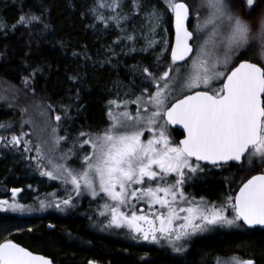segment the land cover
I'll return each instance as SVG.
<instances>
[{"label": "snow or ice", "instance_id": "1", "mask_svg": "<svg viewBox=\"0 0 264 264\" xmlns=\"http://www.w3.org/2000/svg\"><path fill=\"white\" fill-rule=\"evenodd\" d=\"M163 2L165 11L171 13L175 32L167 64L154 72L147 67L141 69L145 87L135 99L117 97L108 101L109 121L105 128L95 134L81 132L80 137L86 138L74 142L58 159L46 156L39 146L36 156L27 159L30 165L35 163L40 176L59 181L63 188V196L47 204L40 201L41 209L54 207L67 212L78 208L80 199L87 195L90 204L96 203L89 219L103 218L105 229H127L133 240L183 256L195 238L207 233L264 227V0H243L242 4L236 0H200L195 8L185 0ZM121 7L122 0H94L88 12L96 23L108 27L112 21L124 31L121 25L131 17L121 16L117 12ZM132 7L136 14L144 9L139 0H132ZM236 7L244 9L247 19L234 11ZM102 9L113 15L105 16ZM45 11L43 7L39 14L31 9L22 11L11 30L22 27L32 35L31 29L37 25L48 29L43 19ZM193 15L196 24L190 29ZM163 18L164 13L155 7L147 12L153 34ZM90 27L94 28L95 23ZM0 31L5 35L9 31L3 21ZM124 39L135 43L136 37L126 33ZM156 43L149 39L148 47ZM163 43L161 54L169 52L167 40ZM254 45L261 49L262 62L245 58ZM24 55L29 58L28 52ZM42 71L33 67L23 77L24 88L35 93L34 81ZM79 78L68 77L73 82ZM130 104L136 105L134 114L128 110ZM55 119L60 121L61 116ZM176 125L183 129V139L179 141L171 138V127ZM4 127L0 124V128ZM145 131L149 133L147 139H143ZM60 140L67 137H57V142ZM0 143L5 147L23 144V153L32 151L28 147L31 142L21 136L12 135L10 140L0 136ZM77 144L80 150L88 145L91 151L80 158L74 152ZM74 154L79 167L68 164ZM201 162L213 167L246 162L250 167L259 166L261 171L242 181L234 195L228 194L217 203L204 197L197 200L185 191L189 181L210 171ZM20 191L12 189V196ZM50 195L56 197L57 193ZM9 210L22 212L24 206L0 201V211ZM0 264L52 261L5 240L0 243ZM216 264L255 261L232 255L217 257Z\"/></svg>", "mask_w": 264, "mask_h": 264}, {"label": "trees", "instance_id": "2", "mask_svg": "<svg viewBox=\"0 0 264 264\" xmlns=\"http://www.w3.org/2000/svg\"><path fill=\"white\" fill-rule=\"evenodd\" d=\"M155 2L165 15L164 27L170 32V15L160 0H139L144 6L139 14L135 13L132 0H122L118 13L131 17L122 23L124 31L115 22L109 21V26L105 27L93 20L88 9L94 0H0V21L9 26L7 35L0 31V52L4 53L0 56V82L3 87L15 91L10 101L3 103L1 96L0 124L6 127L0 128V136L10 140L12 135H17L29 141L28 137L35 136L32 130L39 133L38 130L44 128L40 132L59 144L60 150L64 141L57 142V137H67L65 142L73 145L82 139L81 132L95 134L106 127L108 101L117 97L132 100L145 87L141 69L147 67L154 72L159 66L158 58L162 65L169 60V56L158 57L146 49L141 51L144 49L141 47L132 51L134 43L124 39L126 33L135 34L142 27V13ZM185 2L194 7L193 0ZM236 2L242 4L243 0ZM41 7L46 9L43 19L49 25L48 29L37 25L31 29L32 35L22 27L11 30L22 11L31 9L39 14ZM101 11L105 16L113 15L108 9ZM234 11L247 19L242 7H236ZM135 20L140 21L136 26ZM93 23L94 28L90 27ZM120 40L123 42H118ZM25 52L29 53L28 59H25ZM256 57L247 52L245 58L259 63ZM109 60L110 63H106ZM33 67L43 69L34 81L35 93L25 89L22 83ZM73 75H78L79 80L68 79ZM126 92L129 93L127 97L124 96ZM128 110L133 114L136 111L133 108ZM57 115L61 116L60 121H56ZM35 144L28 145L32 151L23 153V144L5 147L0 143V201H9L14 188L21 189L16 198L25 196V201H31V197H39L55 186L54 182L40 180L35 167L29 164L27 157L36 156ZM205 167L210 171L189 181L187 187L197 199L204 197L212 202L225 197L227 185L233 192L251 174L261 171L257 166L244 174L242 165L232 163L223 167ZM89 217L83 206L62 215L50 213L42 217H19L0 211V237L15 226V232L1 241L11 240L32 252L48 256L54 264H89V261L95 264H201L209 263L214 255L216 258L237 255L253 259L255 264H264V230L258 228L232 229L230 233L223 231L198 237L186 254L175 256L168 250L131 244L130 239L121 233L107 234L109 230L103 228L101 220ZM48 223L53 227H48ZM98 223L102 225L103 234L97 233Z\"/></svg>", "mask_w": 264, "mask_h": 264}, {"label": "rangeland", "instance_id": "3", "mask_svg": "<svg viewBox=\"0 0 264 264\" xmlns=\"http://www.w3.org/2000/svg\"><path fill=\"white\" fill-rule=\"evenodd\" d=\"M193 2H194L193 3L194 4L193 8H195L199 4L200 0H193ZM160 3L163 5V7H165V4H164L163 0H160ZM153 7H155L156 9H158L160 11V5L158 3L156 4V2H155V3H150L148 5L145 13H142V18H141L142 19V22H141L142 23L141 24L142 27H140L139 30H136L137 32H135L136 40H135L134 46H135V49H138V47H141V48L146 49L149 52L155 53V54H157L158 57L168 56L169 52H164L163 54H161V49L164 47V43L163 42L165 40H167V42L169 43L168 31H164L166 29V27H164V25L166 24V20H164V18H163V20L160 23V26L158 28H156L155 34H153L150 31V29H149V24H148V21L146 19V14ZM105 10H107V9H105ZM120 10H121V8L118 9L117 12L120 11ZM201 15L203 16V15H205V13L202 11ZM139 20H135L134 21V26H136L137 24L140 23ZM195 24H196V18H195V15H194V18L192 20L191 26H194ZM146 37L148 39H145ZM149 39L150 40H154V41L157 42L155 47H148ZM247 52H249L253 56H257L255 59H258L259 62H262L261 61V49H260L259 45H254V46L250 47L247 50ZM157 64L160 66V65L163 64V62H161V60H157ZM0 93H2V101L4 103L6 101H10V99H11L10 96H13L15 91L8 90L7 87H3V83L0 82ZM138 95H140V93ZM133 99H135V97ZM1 103L2 102L0 101V105H1ZM131 108L136 110V105L135 104H130L129 105V109H131ZM133 112H135V111H133ZM106 114H107V111H106ZM106 118L109 121L108 116H106ZM43 129L44 128L39 129L38 130L39 133H37V131L35 129L32 130V132L34 133L35 136H33L31 138L28 137V139H29V141H31V143L29 145H33V143L35 142L36 143L35 146L36 147L39 146L46 156H50L54 160L58 159L62 154L67 153L69 148L72 147L70 142H68V144H67V142H65V140H63L64 142H63V144H61L60 150H58L59 144L56 145L53 140H51L50 138H47L45 133L40 132ZM146 136H148L147 132L144 135L143 139H145ZM85 138L86 137H82V139H85ZM52 141L56 145L55 148H57V149L54 148V146L52 144ZM60 142H62V140H60ZM64 147H65V149H64V152H63L62 149ZM77 149H79V145L78 144H77ZM90 151H91L90 146L85 145L84 149L80 150V158L83 157L85 152H90ZM75 152H77V151H75ZM34 153L36 154L35 151H34ZM33 157H35V156H33ZM75 158H76V155L74 154L72 156V159L68 161V164L70 162L71 164H69V165H71L72 167H79V164H75L74 163V161L76 160ZM30 166L32 168H34L35 167V163L33 162ZM242 166H243V168L241 169V172L244 173V174H247L248 172H251V170L254 168V167H250L246 162H244ZM36 173H38L37 175H39L38 171ZM39 177L41 178L40 180H48L51 183L54 182L55 186L53 185L52 190H50L49 192L43 193L39 197H36V198L35 197H31V201H25V199H26L25 196L24 197L21 196L19 198L11 197V199L8 202L9 203L15 202V203H18L20 205H23L24 206V211H22V212L21 211L12 212L11 210H9V211H7L8 213L17 214V216H19V217H21V216H33V215H37V216L41 217V216H43L45 214H50V213L57 214V215H62L64 213V212L56 210L54 207H48V208L41 209L40 201L43 200L47 204L49 202V200L56 199V198H59V197L63 196V188L60 185L59 181H50L47 177H43V176H40V175H39ZM52 193H57V196L56 197L51 196L50 194H52ZM85 197L86 196H84L83 198H85ZM83 198H81L80 201H79V207L83 206L85 208V211L88 212L90 217H92L94 215V209H92V208H96L95 207L96 203L92 202L90 204L89 202H90L91 198L89 196L87 197L88 198L87 202H82L81 203ZM7 212H5V213H7ZM99 220H101V218H99ZM104 223H106V221H104ZM104 223H102L103 228H104ZM107 230H109L107 232V234H111L110 230H115V231L120 232L125 237H127V235H128L126 233L128 231L127 229L111 228V229H107ZM6 232H8V233H6ZM14 232H15V226L14 227L11 226L10 228H8L6 231L3 232L4 234L0 237V241L4 240L9 235V233H14ZM129 235L131 236V234H129Z\"/></svg>", "mask_w": 264, "mask_h": 264}, {"label": "flooded vegetation", "instance_id": "4", "mask_svg": "<svg viewBox=\"0 0 264 264\" xmlns=\"http://www.w3.org/2000/svg\"><path fill=\"white\" fill-rule=\"evenodd\" d=\"M176 130L177 129H172L171 128V138L173 139V140H175V141H179V139L182 137V134H181V132L179 131V132H176ZM178 131V130H177ZM147 134H148V136H149V133L147 132ZM148 136H146V138L145 139H147L148 138ZM80 153V152H79ZM78 153V154H79ZM206 166V165H205ZM209 168H213V167H209ZM188 185H189V183H188ZM192 186V185H191ZM226 189H228V192L227 193H225V195L224 196H226V195H228V194H232V192H231V188H230V185H227L226 187H225ZM191 189H189L188 187H187V184L185 185V191H186V193H188V194H190L191 196H193L194 194L190 191ZM88 196L86 195V199L84 198L83 199V201H81V202H87V198ZM196 198V197H195ZM197 199V198H196ZM197 200H199V199H197ZM205 200H207V199H205ZM207 201H209V200H207ZM220 201V198H219V200H217L216 202L218 203ZM51 214H53V213H51ZM56 215V214H55ZM42 217V216H41ZM103 220V218H101V221ZM100 221V222H101ZM102 223V222H101ZM48 225V227H53V225H51L50 223H48L47 224ZM96 228H97V230H98V234H103L102 233V230H101V228H102V225L100 224V223H98L97 224V226H96ZM232 230V229H231ZM231 230H227V229H225V230H218V231H216V232H212V233H207V234H205L204 236H207V235H209V234H211V235H213V234H217V233H221V232H227V233H230L231 232ZM128 235H127V237H128V239H130V243L131 244H139V245H144V246H147V247H154V248H157V249H162V250H166V249H163V248H161V247H159V246H157V245H154V244H150V243H148V242H144V241H136V240H133L132 238H131V236L129 235L130 233L127 231L126 232ZM111 234H120V232H116V233H111ZM122 235V234H121ZM204 236H200V237H204ZM117 238H121L119 235H117ZM198 238V237H197ZM196 239V238H195ZM192 244V243H191ZM191 246V245H190ZM189 246V247H190ZM168 251H170V250H168ZM201 264H216V255H214V256H212V258H211V261L209 262V263H201Z\"/></svg>", "mask_w": 264, "mask_h": 264}, {"label": "water", "instance_id": "5", "mask_svg": "<svg viewBox=\"0 0 264 264\" xmlns=\"http://www.w3.org/2000/svg\"><path fill=\"white\" fill-rule=\"evenodd\" d=\"M172 31H173V39H172V44H171V46L175 43V32H174V26H173V21H172ZM172 128H175V129H178V130H180L182 133H183V129H182V127L181 126H179V125H176V126H172ZM181 139H183V137L181 138ZM201 163H204L205 164V162H201ZM229 163H232V164H236V165H238V164H240V162H229ZM207 165H210V164H207ZM257 174H259V173H257ZM255 175V174H254ZM250 178V177H249ZM244 182H246V180L244 181ZM241 186V185H240ZM239 188V187H238ZM238 191V189L236 190V192ZM235 192V193H236ZM254 228H259V229H261V230H264V227H261V226H256V227H254ZM251 229H253V228H251ZM15 243V242H14ZM17 244V243H16ZM18 245H20V244H18ZM21 247H24V246H22V245H20ZM24 248H26V247H24ZM26 249H28V248H26ZM29 250V249H28ZM30 251V250H29ZM32 252V251H31ZM34 254H36V255H42V256H44V257H46V258H48V259H50V257H48V256H45V255H43V254H41V253H37V252H33ZM51 260V259H50ZM52 261V260H51ZM52 264H53V262H52Z\"/></svg>", "mask_w": 264, "mask_h": 264}]
</instances>
